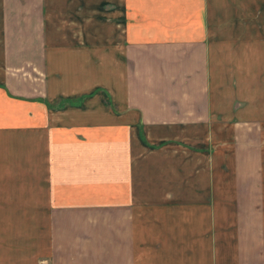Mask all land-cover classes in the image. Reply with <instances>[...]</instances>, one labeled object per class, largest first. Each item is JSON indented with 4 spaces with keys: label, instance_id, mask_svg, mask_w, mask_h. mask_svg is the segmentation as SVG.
<instances>
[{
    "label": "crops",
    "instance_id": "1",
    "mask_svg": "<svg viewBox=\"0 0 264 264\" xmlns=\"http://www.w3.org/2000/svg\"><path fill=\"white\" fill-rule=\"evenodd\" d=\"M233 1L0 0V264H264V15Z\"/></svg>",
    "mask_w": 264,
    "mask_h": 264
},
{
    "label": "rangeland",
    "instance_id": "2",
    "mask_svg": "<svg viewBox=\"0 0 264 264\" xmlns=\"http://www.w3.org/2000/svg\"><path fill=\"white\" fill-rule=\"evenodd\" d=\"M233 3L243 5V10L240 13H238L236 18H243L244 20L249 19L251 21H255V20L258 21L260 18H262L261 16L264 15V12L260 14L258 12L259 7H260V4H259L260 0H234ZM230 19H231V16H230Z\"/></svg>",
    "mask_w": 264,
    "mask_h": 264
},
{
    "label": "built area",
    "instance_id": "3",
    "mask_svg": "<svg viewBox=\"0 0 264 264\" xmlns=\"http://www.w3.org/2000/svg\"><path fill=\"white\" fill-rule=\"evenodd\" d=\"M44 264V263H43Z\"/></svg>",
    "mask_w": 264,
    "mask_h": 264
}]
</instances>
